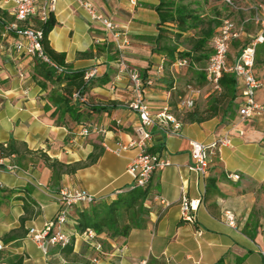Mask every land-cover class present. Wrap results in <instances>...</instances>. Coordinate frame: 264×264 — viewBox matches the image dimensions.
Here are the masks:
<instances>
[{
    "label": "crops",
    "instance_id": "1",
    "mask_svg": "<svg viewBox=\"0 0 264 264\" xmlns=\"http://www.w3.org/2000/svg\"><path fill=\"white\" fill-rule=\"evenodd\" d=\"M92 2L98 11L121 24L119 36L93 22L80 0H58L51 13L57 22L49 34L53 49L64 53L75 71L99 70L89 83L86 100L80 102L82 116L88 117L78 123L69 113L62 116L50 99L54 86L43 89L34 78L39 61L18 53L13 35L4 36V25L13 22L15 16L10 6L0 1V144L11 151L4 154L0 150V242L5 234L21 227L24 216L28 217L25 227H43L56 216L59 194L66 188L84 189L96 200L110 202L133 187L128 166L138 156L139 148L129 147L121 155L114 153L118 141L129 144L138 139L136 128L140 124L139 114L129 107L136 98L131 80L117 76L121 43L128 64L153 79L146 89L152 111L157 113L170 104L180 127L174 133H165L158 126L152 129L150 149L162 151L173 165L156 172L150 181L145 202L149 215L144 227L133 228L126 237L111 238L105 233L96 236V241L105 244L101 263L264 264V112L249 119L241 118L237 110L234 117L231 112H219L202 121L186 120L183 112L188 110L181 107L180 94L185 95L187 84L202 89L195 107L189 109L200 112L222 89L214 90L200 68L173 65L168 70L163 62L166 55L154 51L160 0ZM29 24L38 27L39 22L32 19ZM238 55L239 50L235 58ZM259 72L263 86L256 100L264 107V65ZM190 78L193 80L189 83ZM90 104L104 109L90 111ZM84 124L94 126L89 135L82 134ZM225 135H230L232 142L212 155L207 175L188 170L192 141L210 144ZM92 153L98 154V159L88 163ZM56 159L82 164L75 172L63 175L59 188L52 186L51 162ZM12 165L18 169L10 170ZM229 174H239L240 178H230ZM184 197L197 206L193 223L182 219ZM27 201L28 211L24 209ZM88 206L80 203L72 208L67 231L75 237L74 253L88 252L92 264L95 251L74 224ZM227 216L233 220L230 222ZM21 239L6 247L10 244L8 249L23 254L24 264H49L52 259L63 258L57 247L44 255L29 238L17 243Z\"/></svg>",
    "mask_w": 264,
    "mask_h": 264
},
{
    "label": "built area",
    "instance_id": "2",
    "mask_svg": "<svg viewBox=\"0 0 264 264\" xmlns=\"http://www.w3.org/2000/svg\"><path fill=\"white\" fill-rule=\"evenodd\" d=\"M0 1L3 5L10 6L9 10L15 16L13 22L4 25V36L13 35L15 50L23 55L42 59L50 63L58 71H61V68L51 62L44 54L41 42L43 38L42 28L29 24L32 19H37L39 23L46 22L51 13L56 10L58 0ZM225 2L229 5L232 4V0H225ZM80 4L87 10L93 22L99 23L108 33L116 36L120 35L121 24L112 17L98 11L92 0H80ZM253 12L252 17L245 20L247 22L252 21L258 27V34L251 43L244 47L241 53L232 61L230 59L231 46L235 39L241 37L242 30L236 26L232 19L225 18L212 39L213 51L206 66L202 69L207 82L213 86L214 90L222 89L220 79L224 73H234L236 75L238 81L241 82L239 115L243 119L253 118L264 112V107L256 100V93L262 87L263 82L255 70L257 45L264 41V5L254 7ZM118 49L120 53L116 58L117 76L118 79L128 76L131 80L136 98L129 104V107L139 114L140 124L136 128L138 139L129 144L118 141L114 153L121 155L129 147L135 146L139 148L138 156L128 166V173L133 179V187L146 188L156 172L173 165L170 158L162 151L150 150L149 144L153 140L152 129L158 126L165 133H174L175 129L180 127V121L172 113L170 104L161 107L157 113L152 111L151 105L146 99V89L152 84L153 79L144 77L137 68L128 64L122 52L124 46L121 43L118 44ZM165 61L166 59L164 58L163 62L165 63ZM175 65L187 66L188 62L179 60ZM98 74V68H90L85 71L84 79L89 82ZM201 94L202 89L200 87L187 84L185 95L182 97L181 107L187 110L194 108L196 96ZM73 97L80 102L86 100L85 95H82L79 91H75ZM172 124L173 128H171ZM93 129V124H84L81 131L83 135H89ZM231 142L230 135H225L210 144L192 141L190 144L192 162L188 164V170L199 175H207L212 155L221 147L230 145ZM1 165L0 163V171L2 170ZM9 169L16 171L18 167L12 165ZM229 177L239 179L240 175L229 174ZM2 187L3 183L0 180V188ZM95 201L96 196L87 190L70 188L62 190L58 197L60 206L56 216L41 228L31 227L28 233L29 239L37 245L44 255L49 253L51 247L66 248L72 243V234L67 231L72 208L80 203L90 205ZM196 209L197 206L194 205V201H189L184 197L180 206L182 219L190 223L195 222L193 211ZM227 218L230 222L233 220L231 216H227ZM84 235L95 251L91 257V263L102 264L101 257L105 252L103 243L96 241V233L93 230L84 232ZM4 248L3 242H0V251ZM261 254L264 259V249L261 250ZM140 264H147V260H143Z\"/></svg>",
    "mask_w": 264,
    "mask_h": 264
},
{
    "label": "trees",
    "instance_id": "3",
    "mask_svg": "<svg viewBox=\"0 0 264 264\" xmlns=\"http://www.w3.org/2000/svg\"><path fill=\"white\" fill-rule=\"evenodd\" d=\"M207 0H160L156 6L159 15L158 29L159 33L156 37L155 52L166 55L165 66L168 64L173 66L179 60H186L187 66L200 68L201 75H204L203 68L206 66L209 57L212 54V39L221 25V20L208 21L203 12V6ZM223 3L229 5L222 0ZM2 20V19H0ZM55 18L50 15L49 19L44 23H39L38 27L43 30L42 47L44 54L55 63L61 71H58L50 63L36 58L39 62L34 73V78L43 89H49L54 86L50 92V99L60 109L62 116L69 113L78 123L84 121L88 116H82L80 101L75 100L73 95L75 91H79L85 95L89 82L85 81V71H75L66 62V55L59 53L53 49L50 44L49 34L56 25ZM173 25V26H171ZM258 34V33H257ZM257 36V35H256ZM255 36V37H256ZM254 37V38H255ZM187 42L190 48L181 50L180 42ZM252 41V40H251ZM245 43L239 49H242L251 43ZM264 65V41L257 45L256 64ZM257 72V71H256ZM222 92L213 96L210 100L208 108L200 112L199 110H188L183 112L184 117L188 121H202L207 117L224 112L232 113L235 116L237 110L240 109L241 95L239 92V82L234 73H224L220 79ZM184 95L180 94V97ZM181 97V99H182ZM177 107V105H176ZM90 111H100L103 106L88 105ZM178 109V108H177ZM183 110V109H182ZM0 150L4 154H10L9 147L0 144ZM155 151V149H150ZM98 159V154L92 153L88 158V163H93ZM53 168L52 186L60 187V181L64 174H70L79 169L82 164H66L58 159L51 162ZM150 194L149 185L146 188L132 187L118 194L117 198L107 202L96 200L87 208L80 211L79 216L75 219V226L78 232L84 233L93 230L96 236L107 234L111 238L126 237L135 227H144L148 220L149 210L145 206V202ZM30 203L24 204V209L28 211ZM26 211V212H27ZM28 218L22 217V226ZM19 236L8 233L3 237V242L8 244ZM102 242V241H101ZM103 243V242H102ZM105 246V244L103 243ZM75 237L72 235V243L60 251L69 257L74 254ZM25 257L23 254H14L9 256V264H24ZM66 264H73L68 262Z\"/></svg>",
    "mask_w": 264,
    "mask_h": 264
},
{
    "label": "rangeland",
    "instance_id": "4",
    "mask_svg": "<svg viewBox=\"0 0 264 264\" xmlns=\"http://www.w3.org/2000/svg\"><path fill=\"white\" fill-rule=\"evenodd\" d=\"M202 2V0H201ZM261 5H264V0H232L231 5H226L225 3L222 2V0H207L205 5L202 7L204 15H206L205 19L208 21L209 19L212 20H221L222 21L225 18H230L232 21L236 24V26L241 29L242 35L240 38L235 39L232 43L231 46V51H230V59L233 60L235 58V55L238 53V50L241 48V46L245 43H248L249 41L253 40L254 37L258 33V27L252 22V21H245L247 18L252 17L253 15V8L254 7H259ZM222 21H220L222 23ZM183 45L180 47L181 50H184V48H190V45L187 42L181 41L180 44ZM168 70L170 69L171 65H167ZM179 67H184V66H179ZM261 66H257L256 69H258L257 75L261 77L262 79V74L259 72V68ZM257 71V70H256ZM168 75V74H167ZM167 77V79L171 78ZM193 80V78L188 79L189 83ZM263 82V81H262ZM193 84V83H192ZM263 86V85H262ZM240 110V109H239ZM238 110V112H239ZM27 214V213H26ZM25 218H28L27 216H24ZM21 222V220H20ZM26 223V222H25ZM12 234H15L19 236V238H24L23 241H28V233H29V228L25 227V224L18 229H15L11 232ZM4 237V236H3ZM2 237V239H3ZM22 239L17 242V243H22ZM5 245V248L0 251V262L5 261L7 264L8 263V258L11 255L16 254L15 249H8L10 247V244L8 247H6V244L3 242ZM16 243H12L11 245H15ZM88 252H80V253H74L73 255L66 257L63 254V258H55L52 259V262H49V264H66L68 262H72L73 264H89L88 260ZM36 257V256H35ZM40 257V255L38 256ZM64 259V261H62ZM63 262H61V261ZM4 264V263H2Z\"/></svg>",
    "mask_w": 264,
    "mask_h": 264
}]
</instances>
